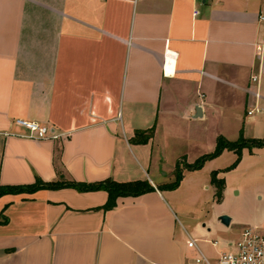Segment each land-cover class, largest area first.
I'll return each instance as SVG.
<instances>
[{
    "label": "crops",
    "instance_id": "obj_1",
    "mask_svg": "<svg viewBox=\"0 0 264 264\" xmlns=\"http://www.w3.org/2000/svg\"><path fill=\"white\" fill-rule=\"evenodd\" d=\"M260 15L264 0H0V185L154 188L111 210L105 190L5 195L0 264H195L191 238L215 261L244 228L264 232V179L243 196L220 164L235 151L185 168L220 137L264 141V76L251 79ZM17 119L64 136H19L29 131ZM152 128L147 143L133 141ZM210 138L213 150L193 154ZM242 153L235 169L248 162L264 178V147ZM214 172L226 183L221 202Z\"/></svg>",
    "mask_w": 264,
    "mask_h": 264
},
{
    "label": "trees",
    "instance_id": "obj_2",
    "mask_svg": "<svg viewBox=\"0 0 264 264\" xmlns=\"http://www.w3.org/2000/svg\"><path fill=\"white\" fill-rule=\"evenodd\" d=\"M155 128H152L148 131H139L136 134V137L133 139L134 142L147 143L154 136ZM257 148L264 147V141H246L241 139L237 142H230L220 137L218 139V145L216 150L213 153L204 155L198 161L192 165H186V169L197 170L203 167V165L211 159H214L220 156L225 150L235 151L237 154V160L232 164L227 171L232 170L237 167L241 162L243 149L244 148ZM183 178V169L181 166L177 167L176 170V179L173 183L168 185L169 189H176L179 187L180 182ZM212 184L216 189V199L218 202H221L223 199L225 191V179L219 178L218 173L214 172L212 175ZM64 187H72L81 192H90V191H99L105 190L109 194V199L106 205L102 208L104 210H111L117 206L118 199L121 197L127 196H139L149 191H153V186L147 181L139 180L133 182H117L113 179H107L98 183H81V182H56V183H44L41 180H38L35 184L32 185H0V198L9 195V194H23V193H34L40 189H58ZM7 218L3 221L6 222ZM1 224V221H0Z\"/></svg>",
    "mask_w": 264,
    "mask_h": 264
},
{
    "label": "built area",
    "instance_id": "obj_3",
    "mask_svg": "<svg viewBox=\"0 0 264 264\" xmlns=\"http://www.w3.org/2000/svg\"><path fill=\"white\" fill-rule=\"evenodd\" d=\"M260 20L264 22V15H260ZM255 48L258 63L251 79L253 82H260L264 76V33L261 39L255 43ZM260 111L259 109L250 110L249 115ZM15 123L17 126L29 131V134H19V136L37 140H57L64 136L63 133L34 121L17 119ZM214 244L217 245V242H214ZM188 245L197 251L195 264H264V232L256 227L244 228L239 240L232 245V249L220 254L215 261L201 251L195 239L191 238Z\"/></svg>",
    "mask_w": 264,
    "mask_h": 264
},
{
    "label": "rangeland",
    "instance_id": "obj_4",
    "mask_svg": "<svg viewBox=\"0 0 264 264\" xmlns=\"http://www.w3.org/2000/svg\"><path fill=\"white\" fill-rule=\"evenodd\" d=\"M214 131L215 129H213L212 132L214 133ZM212 136L213 135H211V137ZM213 142H215V139L210 138L208 142L206 141L205 145L193 147V154H198L200 152L202 154L209 153L210 150H213V146L215 145V143ZM236 160V157L234 158V153L225 152V154L220 158L219 161L220 164L224 165V167L226 168L234 164ZM247 163H245L244 166L241 168H234L228 171V178L230 180L231 185L234 186L237 190L241 189L243 191V196H247L248 193H254L257 186L260 185V183H263L264 179L257 176L255 172H253V170L248 169L249 166ZM253 201L254 204L258 202L256 200Z\"/></svg>",
    "mask_w": 264,
    "mask_h": 264
},
{
    "label": "water",
    "instance_id": "obj_5",
    "mask_svg": "<svg viewBox=\"0 0 264 264\" xmlns=\"http://www.w3.org/2000/svg\"><path fill=\"white\" fill-rule=\"evenodd\" d=\"M221 222L224 224V225H229L230 222H231V218L228 216V215H223L221 217Z\"/></svg>",
    "mask_w": 264,
    "mask_h": 264
}]
</instances>
